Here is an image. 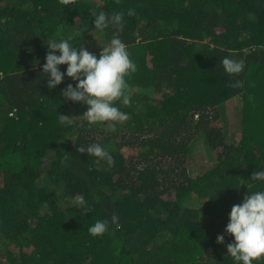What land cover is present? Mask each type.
<instances>
[{"label":"trees","instance_id":"16d2710c","mask_svg":"<svg viewBox=\"0 0 264 264\" xmlns=\"http://www.w3.org/2000/svg\"><path fill=\"white\" fill-rule=\"evenodd\" d=\"M93 10L123 12V30L99 33ZM113 35L138 66L114 132L62 95L75 81L49 89L42 70L51 39L99 57ZM92 143L115 164L77 151ZM197 146L216 158L192 172ZM261 168L264 0H0V264H235L229 213ZM98 219L109 230L93 237Z\"/></svg>","mask_w":264,"mask_h":264},{"label":"clouds","instance_id":"9594fccd","mask_svg":"<svg viewBox=\"0 0 264 264\" xmlns=\"http://www.w3.org/2000/svg\"><path fill=\"white\" fill-rule=\"evenodd\" d=\"M127 15H134L133 10L129 9ZM92 16L94 27L99 33H103L109 25L116 27L118 31L123 30V12L109 14L104 10H93ZM70 40L71 38H60L46 42L48 51L42 70L47 79V87L55 89L65 76L71 78L76 83H69L62 90V95L71 102L87 105L82 116L90 125L107 123L114 132L118 124L129 119V113L121 110L117 102L122 105L131 104L127 77L137 72L138 66L119 35H113L108 45L101 49L99 57L85 48L74 46ZM220 64L229 74H238L244 69L243 60L228 56ZM61 65H67L66 70L62 71ZM59 118L61 122L72 120L64 115H59ZM77 151L98 158L109 167L115 164L111 153L99 143L89 144L86 148L81 146ZM251 183L264 185V168L254 170L249 181L243 180L240 183L247 184L250 194L245 195L241 203L234 204L229 213L225 232L234 239L227 244V256L235 264H258L264 260V187L250 190ZM72 202L77 207L87 206L82 194L74 197ZM118 220L116 215L111 217L113 224H117ZM108 230L109 222L103 219L96 220L88 228L93 237L102 236ZM223 242L224 235H218L217 243Z\"/></svg>","mask_w":264,"mask_h":264},{"label":"rangeland","instance_id":"374dc122","mask_svg":"<svg viewBox=\"0 0 264 264\" xmlns=\"http://www.w3.org/2000/svg\"><path fill=\"white\" fill-rule=\"evenodd\" d=\"M89 51V50H88ZM239 101L238 100H233L231 101L229 104L230 106H233V109L238 110V106H239ZM239 135V133L237 134ZM203 158V159H202ZM216 158L215 154H211L208 150H206L205 148H200V146H197V148L194 151V154L191 156V160L187 161L190 162V164L192 165V172H195V164L194 162H197L196 166L198 168H202V166H208L212 163V160ZM203 160V161H201Z\"/></svg>","mask_w":264,"mask_h":264}]
</instances>
